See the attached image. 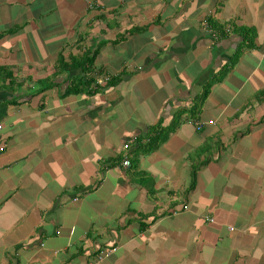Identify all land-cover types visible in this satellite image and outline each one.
<instances>
[{
  "label": "crops",
  "instance_id": "obj_1",
  "mask_svg": "<svg viewBox=\"0 0 264 264\" xmlns=\"http://www.w3.org/2000/svg\"><path fill=\"white\" fill-rule=\"evenodd\" d=\"M0 264H264V0H0Z\"/></svg>",
  "mask_w": 264,
  "mask_h": 264
},
{
  "label": "trees",
  "instance_id": "obj_2",
  "mask_svg": "<svg viewBox=\"0 0 264 264\" xmlns=\"http://www.w3.org/2000/svg\"><path fill=\"white\" fill-rule=\"evenodd\" d=\"M206 25L211 31H213L214 33L218 34L219 36H222L223 33L228 34L231 31V29H232L229 26L225 27L224 25H221V24H219V23H217L215 21L212 22V23L206 22ZM82 56L83 57L71 59V62L69 64H66L65 66L63 64V68L64 67H73V66H78V65L80 66L81 65L82 69L83 70L85 69V72H89L91 70L90 64H91V61L93 59L94 54L91 53V55H88V54L83 53ZM76 81L74 82V84L72 83L69 88H66V92L80 91L81 87L89 86V84L93 80L90 77H86L84 79V81H82V82H78L77 81V83H76ZM204 93H205V90H203V92L201 93V95H200V97H199V99L197 101V105H196V107L194 109L195 111L198 110V108L200 106V100L203 98ZM158 133L159 132L156 131V134L154 135V137L151 136L149 138L148 142L145 144V147L142 149L143 152H148V151L152 150L153 148H155V146H156V144L158 142V137H157Z\"/></svg>",
  "mask_w": 264,
  "mask_h": 264
},
{
  "label": "built area",
  "instance_id": "obj_3",
  "mask_svg": "<svg viewBox=\"0 0 264 264\" xmlns=\"http://www.w3.org/2000/svg\"><path fill=\"white\" fill-rule=\"evenodd\" d=\"M202 25H203V28L208 32V33H210V36L213 38V39H215V37H216V34L213 32V31H211L208 27H207V25H206V23L203 21L202 22ZM109 79H110V75L109 74H102V75H96L95 76V78L93 79V82H92V85L93 86H97V85H99V84H103V83H106V82H108L109 81ZM121 165L122 166H127L128 164H129V162H128V159L127 158H123L122 160H121Z\"/></svg>",
  "mask_w": 264,
  "mask_h": 264
}]
</instances>
